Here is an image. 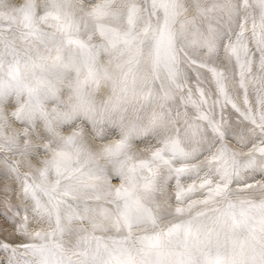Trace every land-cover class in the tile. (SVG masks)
Returning a JSON list of instances; mask_svg holds the SVG:
<instances>
[{
	"label": "snow or ice",
	"instance_id": "6c2138e0",
	"mask_svg": "<svg viewBox=\"0 0 264 264\" xmlns=\"http://www.w3.org/2000/svg\"><path fill=\"white\" fill-rule=\"evenodd\" d=\"M0 204V264H264V0H0Z\"/></svg>",
	"mask_w": 264,
	"mask_h": 264
},
{
	"label": "bare ground",
	"instance_id": "6f19581e",
	"mask_svg": "<svg viewBox=\"0 0 264 264\" xmlns=\"http://www.w3.org/2000/svg\"><path fill=\"white\" fill-rule=\"evenodd\" d=\"M13 202H14V203L16 202L15 199L13 200ZM4 211H5V209H4L3 205L0 204V223H3L4 220H5V217H4V215H3ZM12 231H14V229H13L12 227L9 226V228H8V232H12ZM6 235H7V233H5V232H0V240L5 239ZM0 254L3 255V253H0Z\"/></svg>",
	"mask_w": 264,
	"mask_h": 264
},
{
	"label": "rangeland",
	"instance_id": "374dc122",
	"mask_svg": "<svg viewBox=\"0 0 264 264\" xmlns=\"http://www.w3.org/2000/svg\"><path fill=\"white\" fill-rule=\"evenodd\" d=\"M0 256H2V255L0 254Z\"/></svg>",
	"mask_w": 264,
	"mask_h": 264
}]
</instances>
